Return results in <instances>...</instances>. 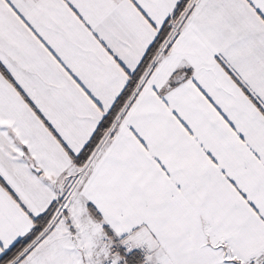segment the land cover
<instances>
[{
    "label": "snow or ice",
    "instance_id": "obj_1",
    "mask_svg": "<svg viewBox=\"0 0 264 264\" xmlns=\"http://www.w3.org/2000/svg\"><path fill=\"white\" fill-rule=\"evenodd\" d=\"M0 264H264V0H0Z\"/></svg>",
    "mask_w": 264,
    "mask_h": 264
}]
</instances>
